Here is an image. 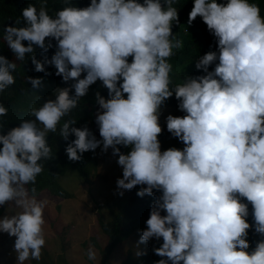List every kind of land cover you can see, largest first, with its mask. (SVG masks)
Listing matches in <instances>:
<instances>
[{
	"label": "clouds",
	"instance_id": "clouds-1",
	"mask_svg": "<svg viewBox=\"0 0 264 264\" xmlns=\"http://www.w3.org/2000/svg\"><path fill=\"white\" fill-rule=\"evenodd\" d=\"M64 2L66 6L54 16L48 13L46 0L39 10L29 4L22 9L26 26H19L18 19L16 26L3 28V40L19 61L34 53L33 45L47 52L52 44L45 40L54 38L57 45L51 60L41 62L33 56L35 70L45 71L49 63L65 82L75 81L74 95L69 87H58L55 99L30 108L28 115L35 119L22 120L6 134L0 132V205L11 202L20 209L0 217V232L16 237V264L30 258L39 261L46 244L47 200L37 198L36 188L29 190L27 185H35L43 172L40 161L53 158L48 134L57 131L62 118L78 107L97 80L107 88L109 98L96 93L100 106L96 122L103 150L112 147L113 154H119L123 175L117 180L118 188L146 185L137 192L141 197L153 195L154 189L162 193L138 241L162 237L154 252L163 258L156 264H264V239L248 251L251 225L244 202L252 206L255 232L264 237V16L260 6L250 0H194L188 23L201 17L217 39L219 54L208 51L199 57L196 68L205 75L184 77L171 87L169 58L183 46L172 32L173 22H179L175 0H90L83 8ZM16 68L15 61L0 55V93L16 82ZM82 73H86L83 78ZM28 80L34 87L42 82L39 77ZM173 92L186 115L169 114L167 130L185 146L162 151L160 108ZM7 113L0 103V117ZM75 122L66 120L59 129L65 140L70 133L76 137L65 149L72 161L101 144L88 127L72 126ZM117 145L131 150L121 153ZM87 255L95 260L94 248L89 247Z\"/></svg>",
	"mask_w": 264,
	"mask_h": 264
},
{
	"label": "trees",
	"instance_id": "trees-1",
	"mask_svg": "<svg viewBox=\"0 0 264 264\" xmlns=\"http://www.w3.org/2000/svg\"><path fill=\"white\" fill-rule=\"evenodd\" d=\"M44 0H0V55L5 56L10 62L15 61L17 68L13 72L15 76V83L10 85L5 91L0 93V103L4 104L8 113L6 116L0 117V125L3 129L0 130L2 134H6L11 128L19 126V123L25 119H35L29 117L28 113L31 107H39L47 99H55L54 90L58 87L70 88V95L75 94L74 88L71 85L74 82L70 80L65 82L62 76L56 75V68L54 65L45 63V71L38 72L35 70V65L32 62L33 56L36 60L45 62L51 60V57L56 51L57 41L54 38H46L45 43L49 42L52 47L45 52L43 49L36 45L34 53L26 54L24 61L15 59V55L3 40V28L11 25L16 26V20H20L19 26H26V22L22 19V9L29 4L39 8ZM143 3V0H139ZM163 3V0H161ZM194 0H175L174 7L178 10L179 22H173L172 32L173 35L182 41V47L180 49H174V55L169 58V63L172 65V71L170 74L181 73L182 78L178 83L172 80L171 87L176 84L182 83L183 78L187 76H200L206 73L202 69L196 68V63L202 55L208 51H216L219 54L218 42L216 37L207 29V25L203 22L202 18H197L191 23H188V15L193 7ZM218 3H226L227 0H217ZM252 3H256L260 6L261 15L264 16V0H250ZM70 3L76 7H87L90 4V0H70ZM64 0H46L45 7L48 13L52 16L55 13L65 7ZM27 46V41H23ZM129 62L132 61V57H128ZM218 59L209 65V71H213ZM28 77L42 78V82L39 86L34 87L28 80ZM118 83H122V80ZM99 92L101 96L108 99V90L105 86L103 88H96L90 100L94 103H98L96 99V93ZM39 97L41 99H39ZM126 97V94H125ZM162 105H171L178 107L179 101L176 99L173 92V96L168 98ZM179 108V107H178ZM89 117L88 106L81 98L78 107L73 109L68 116L62 118L60 124L57 127L55 133H49L47 140L52 149L53 158L49 160H41L43 165V172L37 176L35 185H27L29 190L34 186L36 188L35 195L39 192H47L50 195H57L61 197H69L70 194L62 192L58 186V178L68 170H74L80 176V179L89 183L90 172L87 169L86 161L88 159V151L82 153V159L78 161H72L68 159L65 151L67 144L73 141L76 137L74 133H70L67 140L63 139L59 135V129L62 124L69 119L75 120L74 127H87ZM92 132V131H91ZM162 131L159 134L158 139L164 135ZM185 146V145H184ZM120 148L121 153H128L131 150V146L117 145ZM2 148V144H0ZM113 149V148H112ZM119 156V154H116ZM141 187L146 185H137L131 190H127L126 203L119 206L114 211L111 217L105 221L98 218V228L104 236V242L98 246V253L100 255V264H109L108 257L110 253L130 234V232L136 227L147 225L146 221L150 216L151 207L155 199L162 193L158 190H153V195L145 194L143 197L138 196L137 192ZM31 194V192H30ZM248 204L249 215L247 221L251 225L248 230L247 239L249 241L248 251H252L258 240L264 239L255 232V221L252 216V206L247 200H244ZM5 205H0V214L3 212ZM162 215L166 214L163 211ZM64 231L59 232V248L60 252L56 254L55 258L63 260V254L65 246L70 243L65 239ZM163 243L162 237L157 239L154 237L148 244V248L140 256H129L119 262V264H156V261L162 259L155 254L154 249L160 247ZM42 253L46 255V250L43 248ZM63 252V253H62ZM171 262H169L170 264ZM29 264H50L47 261H36L29 259Z\"/></svg>",
	"mask_w": 264,
	"mask_h": 264
},
{
	"label": "rangeland",
	"instance_id": "rangeland-1",
	"mask_svg": "<svg viewBox=\"0 0 264 264\" xmlns=\"http://www.w3.org/2000/svg\"><path fill=\"white\" fill-rule=\"evenodd\" d=\"M86 73L81 74L83 78ZM183 75L181 73L170 74L171 80L178 83ZM74 82V80H70ZM96 88H103L100 80L89 86L88 92L82 99L88 106L89 117L87 127L95 135L101 144L95 150L88 151L86 166L90 172L89 183L80 179L74 170H68L58 178V186L62 192L70 194L69 197L50 195L47 192H39L37 198L47 200L45 208L44 226L46 244L43 247L46 255L42 253L39 261H47L50 264H100L98 246L104 242V236L98 228V218L105 221L109 219L116 209L126 203L127 190L119 189L118 178H122V167L118 164V155L113 154L112 147L103 150L102 137L99 134V125L96 122L97 111L100 110L99 103L90 100ZM186 115L180 108L171 105H161L159 123L165 132L159 138L161 150L170 147L183 149L184 144L167 130V116ZM123 192V195L119 193ZM20 209L13 203L6 204L0 217L14 215ZM147 225L136 227L109 255V264H119L126 255L136 256V252L143 253L152 239L146 243H138L142 231ZM64 231V238L69 240L65 246L63 260L55 258L60 252L59 232ZM16 237L5 232H0V264H16V252L14 242ZM89 247L94 248L96 259H88ZM43 252V251H42ZM62 252V253H63ZM37 261V260H36ZM29 264V260L25 261ZM171 264V263H170Z\"/></svg>",
	"mask_w": 264,
	"mask_h": 264
}]
</instances>
